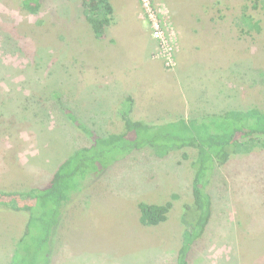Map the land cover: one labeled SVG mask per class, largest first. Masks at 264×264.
<instances>
[{
    "label": "rangeland",
    "instance_id": "1",
    "mask_svg": "<svg viewBox=\"0 0 264 264\" xmlns=\"http://www.w3.org/2000/svg\"><path fill=\"white\" fill-rule=\"evenodd\" d=\"M40 2L29 10L21 0H0V189L43 186L77 147L90 144L57 96L103 135L123 130L119 109L130 96L132 116L149 122L264 108L263 0H112L115 22L104 39L94 36L82 0ZM131 2L136 8L128 12ZM244 12L258 27L242 23ZM181 51L202 58L205 89L203 81L190 88L187 64L176 70ZM132 67L151 69V83L166 93L152 102L149 89L126 88ZM189 68L199 70L195 63ZM166 71L175 73L172 80ZM172 81L183 89H164ZM195 157L191 147L164 158L146 147L87 181L36 264H177ZM208 191L213 213L190 264H264V150L231 154ZM141 201L172 202L167 221L141 223ZM27 218L0 208V264H10L14 252L15 264H31L23 257L32 238L17 244Z\"/></svg>",
    "mask_w": 264,
    "mask_h": 264
},
{
    "label": "trees",
    "instance_id": "2",
    "mask_svg": "<svg viewBox=\"0 0 264 264\" xmlns=\"http://www.w3.org/2000/svg\"><path fill=\"white\" fill-rule=\"evenodd\" d=\"M21 2L29 10H38L41 4L40 0ZM111 4L110 0H82L84 15L98 39L107 37L112 24ZM241 21L249 29L259 25L258 20L245 12ZM57 97L62 111L90 137V144L77 147L59 164L45 185L12 191L0 189V208L28 213L25 231L17 244L32 238L23 257L24 262L31 264H36L43 252V245L57 229L67 202L87 181L98 178L133 152L146 147L159 158L167 157L171 151L191 147L196 150L193 202L183 206L181 220L186 228V242L177 255V264H190L193 245L203 236L211 220L213 201L208 187L218 166L226 163L231 154L248 153L257 147L264 150V108L251 107L150 123L132 117L134 101L130 96L119 109L124 122L123 130L103 135L80 121L75 112ZM172 205V202L159 204L141 201V223L155 226L167 221ZM47 253L51 256L49 250ZM14 257L15 252L10 264L16 263Z\"/></svg>",
    "mask_w": 264,
    "mask_h": 264
},
{
    "label": "crops",
    "instance_id": "3",
    "mask_svg": "<svg viewBox=\"0 0 264 264\" xmlns=\"http://www.w3.org/2000/svg\"><path fill=\"white\" fill-rule=\"evenodd\" d=\"M110 2L112 3V0H110ZM131 5H132V2H131ZM132 6L133 7L128 8V12H131L129 10H132L133 8L134 9L136 8V7H134V3H133ZM114 22H115V20L113 19L112 24L109 26V28L114 24ZM109 28H108V31H109ZM145 53L149 56V58L151 57L149 55V49H147V50L145 49ZM188 54L189 55L186 56V55H183V51L180 52V54H179V66L176 68V70H178L179 68H181L183 65H186L187 64L186 67H184V68H187L186 71H188L187 73H189V74H187L186 72H184V73H185V77H187L186 78V81L189 82L190 88L191 89H197V87L201 86V81H203V88L205 89V83L207 82L208 79H206L205 74L202 71L203 70V67L201 68V66H199V63H202V58L198 54H194L193 51L192 52H189ZM124 59H125V61H127L128 57H125ZM150 60L151 61H154V59H150ZM154 62L157 63V61H154ZM191 63H195L197 65V67H198L199 70L191 73L189 71V69H190L189 68V65ZM152 67H160L161 69H163L160 65L159 66H154L152 64ZM135 69H136V67L135 68L132 67L130 69H127L126 74L124 75V81H123V83L126 85V88H128V89H143V90L144 89H149V90H144L145 93L148 94L146 98L149 101L150 100L151 101L154 100L155 95H156V97H158L159 96L158 94L163 95V93H166L165 90L163 91L162 88L161 89H156L153 86V84L151 83V79H152L151 69L147 73H136L135 72ZM163 70H165V69H163ZM166 72H169L170 75L166 74ZM166 72H164V77L169 76L171 78V80H172L173 77L175 76V73L173 71H166ZM188 77H190L189 80H188ZM181 81H180L179 84L184 83V80H181ZM164 89H183V87H181L180 85H178L177 81H172ZM133 100H134V103H133V111H134L135 98H133ZM143 101H146V99H143ZM133 111H132L131 115L133 114ZM182 117H184V116H182ZM139 120H144V119H140L139 118ZM144 121L149 122L147 120H144ZM166 121H169V120H166ZM162 122H164V121H162ZM150 123H159V122H150Z\"/></svg>",
    "mask_w": 264,
    "mask_h": 264
},
{
    "label": "built area",
    "instance_id": "4",
    "mask_svg": "<svg viewBox=\"0 0 264 264\" xmlns=\"http://www.w3.org/2000/svg\"><path fill=\"white\" fill-rule=\"evenodd\" d=\"M159 38H161V36ZM165 44H166V42H165ZM170 50H171V47H170Z\"/></svg>",
    "mask_w": 264,
    "mask_h": 264
}]
</instances>
